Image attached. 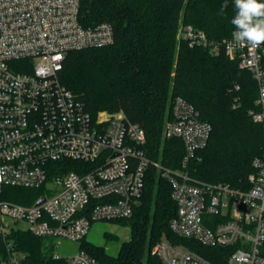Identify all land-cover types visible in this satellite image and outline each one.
Listing matches in <instances>:
<instances>
[{
    "label": "built area",
    "instance_id": "2783aa9c",
    "mask_svg": "<svg viewBox=\"0 0 264 264\" xmlns=\"http://www.w3.org/2000/svg\"><path fill=\"white\" fill-rule=\"evenodd\" d=\"M80 9L81 0H0V234L5 238L19 228L80 241L94 221L131 215L154 167L172 185L177 213L170 226L176 235L224 249L220 253L228 264H264V152L253 160L248 187L211 183L193 177L189 165L208 144L212 124L184 97L173 98L164 126L165 137L184 143L179 169L149 155L144 127L123 110L92 115L60 73L69 52L110 45L115 29L109 21L83 25ZM179 36L211 53L225 51L252 73L260 109L251 114L264 123L263 46L237 44L232 35L213 39L190 24L180 25ZM68 159L86 166L52 168ZM4 186L41 188L43 193L23 204L2 198ZM8 247L0 264L19 263V253ZM152 253L161 264H221L167 237ZM66 264L101 263L80 249Z\"/></svg>",
    "mask_w": 264,
    "mask_h": 264
},
{
    "label": "trees",
    "instance_id": "16d2710c",
    "mask_svg": "<svg viewBox=\"0 0 264 264\" xmlns=\"http://www.w3.org/2000/svg\"><path fill=\"white\" fill-rule=\"evenodd\" d=\"M225 0H81L80 20L89 26L109 21L115 29L114 43L74 50L67 54L60 73L62 83L86 105L92 115L100 110H123L144 127L149 155L172 169L182 167L185 154L180 138L164 136L171 117L172 100L182 96L193 104L203 120L212 124L208 144L190 162L193 177L211 183L248 187L253 160L264 152V123L252 110L259 86L252 73L221 51L211 53L191 46L179 36L181 24L206 31L213 39L228 38L234 28L232 0L220 15ZM264 48V44H262ZM84 163L61 160L52 168L80 170ZM41 188L4 186L1 197L32 204ZM177 213L170 181L150 167L142 195L129 216L109 220L128 227L116 254L84 237L81 249L101 264H161L152 247L163 237L189 245L221 264H228L222 250L176 235L170 226ZM106 240L112 237L106 233ZM111 237V238H110ZM19 253L17 264H66L54 257V241L29 230L14 228L0 234V259L9 255L8 244Z\"/></svg>",
    "mask_w": 264,
    "mask_h": 264
},
{
    "label": "clouds",
    "instance_id": "9594fccd",
    "mask_svg": "<svg viewBox=\"0 0 264 264\" xmlns=\"http://www.w3.org/2000/svg\"><path fill=\"white\" fill-rule=\"evenodd\" d=\"M234 15L233 40L253 49L264 44V0H232ZM227 0L220 6L219 14L226 15Z\"/></svg>",
    "mask_w": 264,
    "mask_h": 264
},
{
    "label": "rangeland",
    "instance_id": "374dc122",
    "mask_svg": "<svg viewBox=\"0 0 264 264\" xmlns=\"http://www.w3.org/2000/svg\"><path fill=\"white\" fill-rule=\"evenodd\" d=\"M106 233L112 237L109 241L106 240ZM129 236L130 230L128 227L119 225L115 222L97 220L92 223L86 237L96 244L105 246L110 253L116 254L121 241L128 239ZM53 241L54 252L57 253L61 259H66L81 249V242L78 240L59 237L54 238Z\"/></svg>",
    "mask_w": 264,
    "mask_h": 264
},
{
    "label": "water",
    "instance_id": "95a60500",
    "mask_svg": "<svg viewBox=\"0 0 264 264\" xmlns=\"http://www.w3.org/2000/svg\"><path fill=\"white\" fill-rule=\"evenodd\" d=\"M45 200L44 197L40 198L39 201H38V204H40L41 202H43Z\"/></svg>",
    "mask_w": 264,
    "mask_h": 264
}]
</instances>
